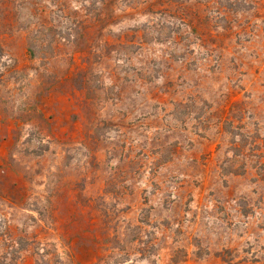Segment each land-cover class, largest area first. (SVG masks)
<instances>
[{
	"label": "rangeland",
	"instance_id": "rangeland-1",
	"mask_svg": "<svg viewBox=\"0 0 264 264\" xmlns=\"http://www.w3.org/2000/svg\"><path fill=\"white\" fill-rule=\"evenodd\" d=\"M0 264H264V0H0Z\"/></svg>",
	"mask_w": 264,
	"mask_h": 264
}]
</instances>
